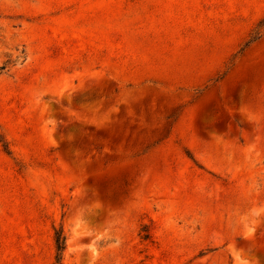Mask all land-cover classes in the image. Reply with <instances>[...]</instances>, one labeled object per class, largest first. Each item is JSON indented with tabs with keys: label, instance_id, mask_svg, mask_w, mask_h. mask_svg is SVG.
Instances as JSON below:
<instances>
[{
	"label": "rangeland",
	"instance_id": "obj_1",
	"mask_svg": "<svg viewBox=\"0 0 264 264\" xmlns=\"http://www.w3.org/2000/svg\"><path fill=\"white\" fill-rule=\"evenodd\" d=\"M0 264H264V0H0Z\"/></svg>",
	"mask_w": 264,
	"mask_h": 264
},
{
	"label": "trees",
	"instance_id": "obj_2",
	"mask_svg": "<svg viewBox=\"0 0 264 264\" xmlns=\"http://www.w3.org/2000/svg\"><path fill=\"white\" fill-rule=\"evenodd\" d=\"M65 236L61 232L55 233V245H56V251L57 253L62 254V252L65 250Z\"/></svg>",
	"mask_w": 264,
	"mask_h": 264
}]
</instances>
